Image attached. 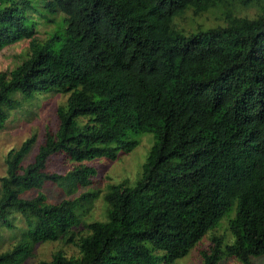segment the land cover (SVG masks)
Here are the masks:
<instances>
[{"label":"trees","instance_id":"trees-1","mask_svg":"<svg viewBox=\"0 0 264 264\" xmlns=\"http://www.w3.org/2000/svg\"><path fill=\"white\" fill-rule=\"evenodd\" d=\"M29 3L0 0V50L23 39L31 47L0 72V128L18 93L68 98L32 162L36 135L7 156L0 229H14L16 214L27 228L0 264H23L41 242L74 241L84 196L51 202L45 184L68 194L90 186L96 169L84 161L117 159L146 132L155 143L141 175L109 184L107 220L76 241L80 256L58 250L31 264H175L235 202L233 242L213 235L203 264L224 254L253 264L264 254V0H47L66 24L45 41L29 25ZM210 10L216 24H182L187 12ZM59 153L77 164L50 171Z\"/></svg>","mask_w":264,"mask_h":264},{"label":"rangeland","instance_id":"rangeland-1","mask_svg":"<svg viewBox=\"0 0 264 264\" xmlns=\"http://www.w3.org/2000/svg\"><path fill=\"white\" fill-rule=\"evenodd\" d=\"M47 0H30L26 8L29 15V25L35 29V36L41 41L47 40L51 33L58 27L65 25L62 12L50 14L45 6ZM253 9L244 12L253 14ZM218 13L210 10L201 15H194L192 11L185 14L182 24L187 28H195L197 25L211 26L218 22ZM31 53L30 39L9 44L0 50V72L10 71L19 65ZM16 97L20 105L11 110L10 117L4 127L0 128V183L1 177L7 171V156L12 149L19 148L22 143L37 136L31 152L25 159V163L32 162L37 154L40 145L45 140L48 130L56 131L59 120L57 111L60 105L65 104L68 96L57 92L49 94H36L26 97L18 93ZM139 141L134 150L129 153H120L117 159L96 158L84 161L83 163L93 166L96 173L93 176V183L85 188H80L76 193L68 194L65 188L47 182L43 188L48 200L59 202L65 198H75L83 195L81 207L79 208L80 223L73 227L74 241L58 239L52 242H41L35 246L34 255L28 258L23 264L38 263L42 260H49L53 254L62 250L69 257L80 256V248L76 241L89 233V224L94 221L107 220V205L105 194L109 184L127 181L133 184L141 175L143 166L155 143L153 133H136L133 135ZM77 163L69 161L62 153L54 155L49 163L50 171L65 173ZM36 190L26 193L27 197H33ZM237 202L232 204L218 225L210 230L202 241L193 247L185 256L179 258L175 264H203L202 251L211 247V237L221 235L224 237V247L227 243L233 242V235L230 225L236 216ZM16 227L14 229H0V252L7 250L15 244L27 228L23 216L16 214ZM253 264H263L264 254L252 258ZM218 264H242L237 258L224 254Z\"/></svg>","mask_w":264,"mask_h":264}]
</instances>
